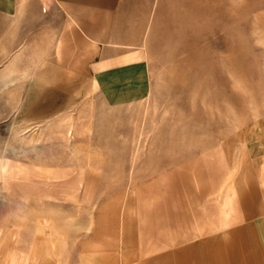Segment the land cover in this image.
I'll return each instance as SVG.
<instances>
[{
  "label": "rangeland",
  "instance_id": "rangeland-1",
  "mask_svg": "<svg viewBox=\"0 0 264 264\" xmlns=\"http://www.w3.org/2000/svg\"><path fill=\"white\" fill-rule=\"evenodd\" d=\"M0 24V264H135L164 202L173 236L264 211V0H135V96Z\"/></svg>",
  "mask_w": 264,
  "mask_h": 264
},
{
  "label": "crops",
  "instance_id": "crops-1",
  "mask_svg": "<svg viewBox=\"0 0 264 264\" xmlns=\"http://www.w3.org/2000/svg\"><path fill=\"white\" fill-rule=\"evenodd\" d=\"M0 18L6 29L20 21L23 38L37 40L41 55L50 57L43 62L63 72L62 78L82 71L84 93L92 86L122 96L150 92L149 63L135 58L140 37L135 0H0ZM60 87L75 91L74 85ZM65 90L57 93H69ZM168 204L154 207L165 211L149 212L148 230L155 238L147 247L135 246V264H264V211L245 212L241 221L216 224L194 236H173L176 215Z\"/></svg>",
  "mask_w": 264,
  "mask_h": 264
}]
</instances>
